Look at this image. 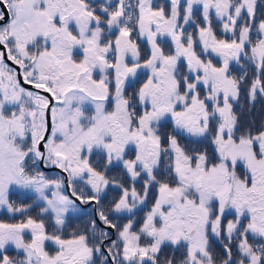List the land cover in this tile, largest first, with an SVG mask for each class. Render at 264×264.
I'll return each mask as SVG.
<instances>
[{
	"label": "snow or ice",
	"instance_id": "1",
	"mask_svg": "<svg viewBox=\"0 0 264 264\" xmlns=\"http://www.w3.org/2000/svg\"><path fill=\"white\" fill-rule=\"evenodd\" d=\"M258 99L264 0H0V264H264Z\"/></svg>",
	"mask_w": 264,
	"mask_h": 264
},
{
	"label": "flooded vegetation",
	"instance_id": "2",
	"mask_svg": "<svg viewBox=\"0 0 264 264\" xmlns=\"http://www.w3.org/2000/svg\"><path fill=\"white\" fill-rule=\"evenodd\" d=\"M157 3H160V4H165L167 2V0H156ZM217 22L214 21V25L216 24ZM218 34H219V31H218ZM27 87V86H26ZM258 101V100H257ZM257 106L256 104L254 106H250L249 108V113H246V116H245V111L247 109V106H246V102H244V105L243 107L240 109V111L243 113V119L245 121H248V120H254L256 122L257 125H259V123L261 122V120H264V118L262 119L261 118V112H262V109H256ZM259 114V117L255 120V116ZM1 215V218L2 219H7L6 216H4L3 214H0Z\"/></svg>",
	"mask_w": 264,
	"mask_h": 264
},
{
	"label": "rangeland",
	"instance_id": "3",
	"mask_svg": "<svg viewBox=\"0 0 264 264\" xmlns=\"http://www.w3.org/2000/svg\"><path fill=\"white\" fill-rule=\"evenodd\" d=\"M245 102H246V106H247V109H246V111H245V116H246V113H249V108H250V106L248 105L247 101H245ZM255 104H256V106H257L256 109H262V112H261L260 114H261V118L263 119V118H264V100H259V99H258V101H257ZM258 117H259V114H257V115L255 116V120H256ZM261 121H262V120H261ZM0 219H2V218H1V215H0Z\"/></svg>",
	"mask_w": 264,
	"mask_h": 264
}]
</instances>
